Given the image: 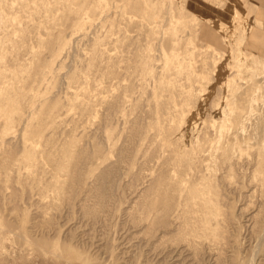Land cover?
Here are the masks:
<instances>
[{
    "label": "rangeland",
    "instance_id": "rangeland-1",
    "mask_svg": "<svg viewBox=\"0 0 264 264\" xmlns=\"http://www.w3.org/2000/svg\"><path fill=\"white\" fill-rule=\"evenodd\" d=\"M264 264V0H0V264Z\"/></svg>",
    "mask_w": 264,
    "mask_h": 264
},
{
    "label": "bare ground",
    "instance_id": "bare-ground-1",
    "mask_svg": "<svg viewBox=\"0 0 264 264\" xmlns=\"http://www.w3.org/2000/svg\"><path fill=\"white\" fill-rule=\"evenodd\" d=\"M176 264V263H175Z\"/></svg>",
    "mask_w": 264,
    "mask_h": 264
}]
</instances>
